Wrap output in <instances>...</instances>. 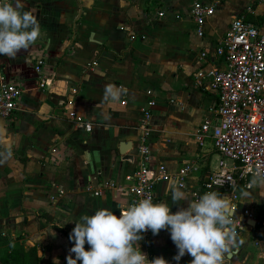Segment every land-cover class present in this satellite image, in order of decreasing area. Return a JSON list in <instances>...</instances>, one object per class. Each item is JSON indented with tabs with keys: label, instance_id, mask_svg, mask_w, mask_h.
I'll return each instance as SVG.
<instances>
[{
	"label": "crops",
	"instance_id": "1",
	"mask_svg": "<svg viewBox=\"0 0 264 264\" xmlns=\"http://www.w3.org/2000/svg\"><path fill=\"white\" fill-rule=\"evenodd\" d=\"M6 1L11 2L0 3ZM193 1L21 0L25 11H33L41 35L15 59L0 55V84L20 88L12 115L0 117V240L6 241L0 244V264L16 261L19 245L35 249L36 264H67L74 244L58 230L70 234L81 215L101 208L117 217L126 210L118 186L134 165L141 110L150 98L144 137L150 169L161 163L176 173L188 164L180 189L189 201H194L191 191L203 195L202 183L220 156L209 140L198 146L195 132L217 96L195 73L223 67L214 48L233 17L264 32V8L257 0H198L213 7L198 34L187 15ZM36 57L42 59L37 73ZM109 87L117 98L107 95ZM69 112L89 123V131L73 123ZM110 182L112 189L105 187ZM170 182L176 181L156 183L154 203L167 202L175 213L188 202L172 203ZM98 189L101 193L92 194ZM236 192L230 212L243 223L226 264H264V189L240 183ZM222 196L230 202L228 194ZM143 241L140 250L150 260L177 264L169 231L151 232L148 246ZM191 259L186 254L178 264Z\"/></svg>",
	"mask_w": 264,
	"mask_h": 264
},
{
	"label": "built area",
	"instance_id": "2",
	"mask_svg": "<svg viewBox=\"0 0 264 264\" xmlns=\"http://www.w3.org/2000/svg\"><path fill=\"white\" fill-rule=\"evenodd\" d=\"M257 4L264 8V0H257ZM212 12V4L198 0L189 6L187 15L195 23L198 34L202 33L201 25L205 17ZM162 13L158 12L157 15L162 16ZM174 17L180 18L179 14ZM214 54L223 63V67H211L206 72L199 70L195 73V78L206 79L205 88L217 96V104L211 115L204 118L197 127L195 140L198 146H203L209 140L220 156L215 170L210 171L202 183V193L216 191L221 196L228 194L230 202L227 204L232 212L236 207L238 184L249 188V178L253 179L258 172L264 176V32L242 16L233 17L218 40ZM200 55L204 56V53ZM41 65L42 59L34 58L33 69L36 73ZM44 83L40 80L38 84L43 86ZM146 93L149 95L150 91ZM19 97L20 88L16 84H0V117L8 118L12 115ZM153 104L154 100L150 98L141 110L138 128L142 130V136L135 149V162L124 175V185L118 186L126 197V208L144 198H151L154 203V188L158 182L172 179L182 187V177L191 169L188 164H183L176 173H172L161 163L150 169L149 150L144 137L149 108ZM68 118L73 123L82 124L84 130L89 131V123L81 121L72 112H69ZM105 187L112 189L114 185L110 182ZM99 193L100 189L92 192L94 195ZM190 194L194 201L202 196L195 191ZM242 214L250 217L247 210ZM233 223L237 234L243 220L235 217ZM150 233L149 230L143 234L146 246ZM67 238L69 240V234ZM85 250L89 248L85 247ZM144 254L150 260L148 253Z\"/></svg>",
	"mask_w": 264,
	"mask_h": 264
},
{
	"label": "clouds",
	"instance_id": "3",
	"mask_svg": "<svg viewBox=\"0 0 264 264\" xmlns=\"http://www.w3.org/2000/svg\"><path fill=\"white\" fill-rule=\"evenodd\" d=\"M24 7L21 0L0 3V55L9 59H15L21 50H30L41 35L33 11ZM107 95L117 98L111 87ZM251 183L264 187V176L258 172ZM167 190L173 204L187 201L188 207L173 213L167 202L144 198L120 211L119 217L107 208L81 215L69 234L74 246L67 264H168L163 257L149 260L140 250L139 242L149 230L154 236L161 230L170 232L178 250L173 257L177 264L186 254L192 257L191 264H226L238 247L234 214L226 198L209 191L189 201L176 182H170ZM86 244L89 250H85Z\"/></svg>",
	"mask_w": 264,
	"mask_h": 264
},
{
	"label": "trees",
	"instance_id": "4",
	"mask_svg": "<svg viewBox=\"0 0 264 264\" xmlns=\"http://www.w3.org/2000/svg\"><path fill=\"white\" fill-rule=\"evenodd\" d=\"M238 185H240V183ZM58 231L62 233V235L68 236L67 231H61V230ZM4 243H6L5 239H1L0 244H4ZM69 244L71 245V243ZM16 253H17L16 261L5 260L3 264H36L37 256L34 248H30L29 250L25 251L22 248V246L19 245L18 248L16 249Z\"/></svg>",
	"mask_w": 264,
	"mask_h": 264
},
{
	"label": "water",
	"instance_id": "5",
	"mask_svg": "<svg viewBox=\"0 0 264 264\" xmlns=\"http://www.w3.org/2000/svg\"><path fill=\"white\" fill-rule=\"evenodd\" d=\"M242 219V216H241V218H240V220Z\"/></svg>",
	"mask_w": 264,
	"mask_h": 264
},
{
	"label": "rangeland",
	"instance_id": "6",
	"mask_svg": "<svg viewBox=\"0 0 264 264\" xmlns=\"http://www.w3.org/2000/svg\"><path fill=\"white\" fill-rule=\"evenodd\" d=\"M6 2H8V1H6Z\"/></svg>",
	"mask_w": 264,
	"mask_h": 264
}]
</instances>
